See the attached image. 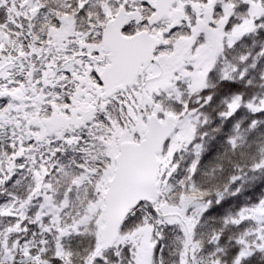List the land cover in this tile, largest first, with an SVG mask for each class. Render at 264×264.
<instances>
[{"label": "snow or ice", "instance_id": "1", "mask_svg": "<svg viewBox=\"0 0 264 264\" xmlns=\"http://www.w3.org/2000/svg\"><path fill=\"white\" fill-rule=\"evenodd\" d=\"M0 264H264V0H0Z\"/></svg>", "mask_w": 264, "mask_h": 264}]
</instances>
